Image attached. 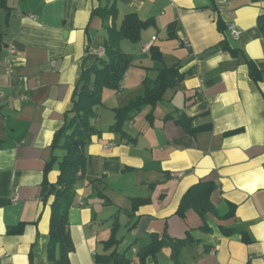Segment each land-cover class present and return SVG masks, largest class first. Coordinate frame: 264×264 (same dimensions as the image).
Masks as SVG:
<instances>
[{"label": "crops", "instance_id": "obj_1", "mask_svg": "<svg viewBox=\"0 0 264 264\" xmlns=\"http://www.w3.org/2000/svg\"><path fill=\"white\" fill-rule=\"evenodd\" d=\"M105 3L7 0L10 12L0 8V264H48L50 183L60 171L54 166L45 175V166L83 69L104 55L111 21L92 12ZM117 6L118 26L130 12L155 24L138 42L121 41V49L134 54L132 66L119 90L104 91L97 109L93 123L100 133L86 147L88 166L77 185V202L83 204L76 202L70 211L72 264H96L97 254L110 253L114 248L107 251L104 242L117 220L118 251H126L131 264H139L138 250L153 234L185 238L189 231L194 241L181 249L183 264H264V77L255 81L247 63L253 60L264 71V35L257 22L264 0H117ZM171 23L175 37L168 34ZM230 24L241 30L238 39L230 35ZM154 36L159 59L143 51ZM174 64L184 78L167 89L152 119L145 105L125 124L136 141L109 131L114 109L144 94V78ZM169 113L206 126L190 133L166 119ZM200 180L217 183L211 201L221 213L235 204L231 217L202 218L193 209L184 217L177 213L182 196ZM137 198L145 201L133 209ZM20 222L26 223L22 233H7ZM204 224L209 231L201 229ZM220 226L242 227L252 241L225 235ZM122 230L133 236L126 249ZM147 264H176L169 245Z\"/></svg>", "mask_w": 264, "mask_h": 264}, {"label": "trees", "instance_id": "obj_2", "mask_svg": "<svg viewBox=\"0 0 264 264\" xmlns=\"http://www.w3.org/2000/svg\"><path fill=\"white\" fill-rule=\"evenodd\" d=\"M0 8L10 12L7 0H0ZM92 14L100 16L105 23L108 21L111 23L106 26L108 36L105 42L104 55L97 58L91 66L83 69L74 91L73 105L66 112L65 122L55 132L51 143L52 155L46 163L45 175L54 166L58 167L60 173L57 181L50 183L49 196L52 195L54 199L51 203L49 240L46 251L48 264H72L71 253L75 251V243L71 234L70 211L78 199L77 185L85 177L87 170L86 147L92 141L93 136L100 133L93 121L98 117L97 109L103 103L104 91L106 89H120L121 82L134 59V54L121 49V41L128 39L131 42H138L141 39L142 31L155 24L153 18L143 20L136 12H130L124 16L120 26H118L116 22L118 17L117 0H106L105 5L93 9ZM257 22L264 35V14L258 16ZM218 28L221 31L225 28L221 18L218 19ZM168 34L170 37L176 36V27L173 23L168 27ZM221 43L232 54H237V50L231 48L225 40H222ZM1 49L2 39L0 38V51ZM150 51L153 58L162 57L157 47L152 45ZM247 63L250 76L257 82L261 81L264 77V71L253 60H247ZM180 68V65L174 64L170 67L161 68L153 79L144 78L142 82L144 94L138 95L127 104L114 109L115 120L110 125L109 131L118 132L127 142L134 143L136 138L125 130L126 122L131 120L135 113L145 105L150 106L152 111L147 116L152 119L153 110L162 101L167 89L176 87L184 78ZM165 118H173L175 122L183 125L190 133L206 126H193V117L184 113L178 117L169 113ZM44 183H48L46 176ZM217 186V183L212 180H200L193 184L182 196L177 213L184 217L187 210L193 209L202 218H205L209 213L223 219L231 217L234 214L235 204L229 202V209L225 213H221L211 201V195ZM144 201V198L135 199L133 209ZM25 225V222H20L9 226L7 233L20 234L24 231ZM220 228L225 235L239 233L244 242L252 241L249 233L242 227L220 226ZM201 229L209 231L210 227L204 224ZM118 230L119 223L117 220L113 223L109 239L104 242L107 251L114 249L108 254H97L95 256L96 264H131L132 260L126 256V251H118V245L121 242L117 235ZM193 241L190 231L185 238H172L167 234L163 236L153 234L150 243L138 250L139 264H147L149 257L156 258L166 244L170 247L172 260L176 264H183L180 259L181 249Z\"/></svg>", "mask_w": 264, "mask_h": 264}, {"label": "built area", "instance_id": "obj_3", "mask_svg": "<svg viewBox=\"0 0 264 264\" xmlns=\"http://www.w3.org/2000/svg\"><path fill=\"white\" fill-rule=\"evenodd\" d=\"M228 30H229V32H230V35H231L232 38H234V39H238V38L240 37V35H241V30H240L239 28H237L234 24H230V25L228 26ZM155 39H156V36H154V37L152 38V41H150V42H148L147 44H145V45L143 46V51H147V50H149L150 47H151L152 44H153V41H154ZM12 52H18V50H17V49H13ZM3 62H4V64L7 66V72H8V73H11V72L13 71V69H12V67H11V65H10V60H9L8 58H5V60H4ZM3 98H4V93H3V91L0 89V105H1V103H2V101H3ZM14 199H16V198H14ZM77 203L80 204V205L83 204V202L80 201V200H79ZM134 249H135V248H134Z\"/></svg>", "mask_w": 264, "mask_h": 264}, {"label": "rangeland", "instance_id": "obj_4", "mask_svg": "<svg viewBox=\"0 0 264 264\" xmlns=\"http://www.w3.org/2000/svg\"><path fill=\"white\" fill-rule=\"evenodd\" d=\"M132 66V65H131ZM132 68H134V67H132ZM123 231V233L125 234L126 233V239H125V242L122 244V246H121V248H128L129 247V245L128 244H130V242H131V240H132V238H133V236L131 235V234H129L128 233V231L127 230H122ZM128 246H127V245ZM128 254L130 255V256H132V253L129 251L128 252Z\"/></svg>", "mask_w": 264, "mask_h": 264}]
</instances>
